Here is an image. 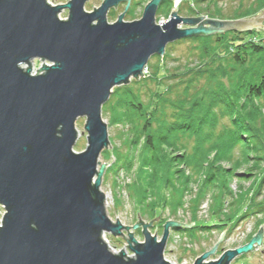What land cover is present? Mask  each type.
Instances as JSON below:
<instances>
[{
  "label": "water",
  "instance_id": "obj_1",
  "mask_svg": "<svg viewBox=\"0 0 264 264\" xmlns=\"http://www.w3.org/2000/svg\"><path fill=\"white\" fill-rule=\"evenodd\" d=\"M86 1L0 0V264H171L163 256L169 230L193 222L167 220L158 241L149 232L151 222L138 214L133 226L106 214L100 182L112 157L99 161L109 144L102 106L114 87L143 76L149 59L163 56L167 44L228 30H264L263 11L233 21L172 12L159 24L162 0H148L139 19L125 21L123 12L110 23L109 10L123 2L127 10L131 0H103L91 11L84 9ZM179 1L172 0L173 9ZM62 9L68 10L63 19ZM35 59L42 64L33 71ZM80 117L87 144L76 152ZM130 227L141 229L142 241ZM225 230L192 264H230L263 247L264 222L247 243L209 259ZM104 233L122 235L132 255L112 252Z\"/></svg>",
  "mask_w": 264,
  "mask_h": 264
},
{
  "label": "trees",
  "instance_id": "obj_2",
  "mask_svg": "<svg viewBox=\"0 0 264 264\" xmlns=\"http://www.w3.org/2000/svg\"><path fill=\"white\" fill-rule=\"evenodd\" d=\"M145 1L134 2L128 17L133 18ZM218 1L185 3L191 15L219 20L252 18L264 11V0H247L245 5L240 0L226 16ZM167 2L165 9L156 12L157 19L168 15L172 3ZM257 36L254 29L228 30L175 41L191 44L192 60L167 72L161 64V70L153 66L148 76L112 89L101 110L110 115L109 124L127 123L132 132L128 138L130 150H113L115 160L107 171H128L137 165L128 192L140 218L158 219L157 211L165 208L174 213L190 184L197 187L189 209L194 225L171 228L173 231L193 236L198 230H222L233 220L235 224L243 220L246 214L240 213V207L246 202L245 211L260 213L264 218V199L256 200L264 184V40ZM154 57L167 60L170 52L165 50L163 56ZM237 179L254 184L259 180L257 190L250 197L242 192L234 196L229 186ZM212 190L217 192L211 209L217 223L198 225L200 198ZM225 195L235 197L229 202L233 211L227 214L220 208ZM118 202L116 199V208ZM166 221L160 218L158 222ZM263 221L259 220L258 226ZM250 237H245V243Z\"/></svg>",
  "mask_w": 264,
  "mask_h": 264
},
{
  "label": "rangeland",
  "instance_id": "obj_3",
  "mask_svg": "<svg viewBox=\"0 0 264 264\" xmlns=\"http://www.w3.org/2000/svg\"><path fill=\"white\" fill-rule=\"evenodd\" d=\"M53 5L57 4H65L68 2V0H47ZM103 0H88L85 2L84 9L86 11H91L93 8H97L98 5L101 4ZM240 0H219L218 1V6L221 8L223 13L227 16L230 15L231 12L233 11V8L238 7ZM247 0H244L243 3L244 5L247 3ZM126 3H120L117 4V7L111 8L110 11L108 12L107 20L108 22H113L116 20L117 16L123 12L124 5ZM248 4V3H247ZM170 11H168V15L161 16L159 19H157V14L155 15V22L158 23L162 19L165 22L167 18L170 16L172 12H177V7L173 9V5H171ZM143 4L139 5L137 9L134 11L133 18H129L128 15L124 16L125 21H132L139 19L141 17V13L143 10ZM264 12V11H263ZM262 13V12H261ZM260 13V14H261ZM68 14L67 9H62V11L59 13V18H65ZM259 15V14H258ZM203 16L204 18H207L205 15H200ZM250 18V17H247ZM241 19V18H240ZM223 20H228V21H233L232 19H223ZM236 20V19H234ZM162 24V23H161ZM261 25H264V19L261 20ZM184 25H181V28H184ZM258 32V36L256 38H260L261 41L264 40V30L260 29L259 27L254 28ZM253 38V41H257L258 39ZM172 44V43H170ZM167 44L165 50L170 52V57L167 60H162V58L157 59L156 57L152 56L149 61H148V66L146 70L144 71V75L140 76V78L148 76L151 71L152 67L156 66L155 70H161V66L158 65H163L162 69L166 72L167 71H172L175 67H177L180 63L183 64L185 61H190L193 59L191 56V44L189 42H179V43H173L172 45ZM161 57V56H160ZM41 62L35 59L32 61V70L36 71V69H39L41 66ZM154 69V68H153ZM160 74L156 75L158 78H160ZM139 79V78H138ZM137 79V80H138ZM159 81V80H157ZM143 88V86H142ZM158 90H161L160 87H157ZM262 115H264V107L262 108ZM102 114V119L106 124H107V130H108V141L109 144L107 148H105L103 151L108 152V153H101L99 157V161L103 164H106L107 162L110 161V158L112 157V161L106 166L105 171H103V176H102V182L100 185V189L102 192L107 196L108 201L113 202V206H106V214L109 215L111 219L114 221H117L116 218H118V221L126 226H133L136 224L135 222L138 221L137 218V212L134 207L133 201L131 196L129 195V185L132 183L133 178L135 176V171L137 168V165H134L130 170L126 169H118L113 173V171H107L108 167L114 162L115 157L113 154V150H119L121 152L124 151H129L130 147L128 145L130 134L132 130L129 127V124L127 123H116V124H109V118L110 115L108 113L101 111ZM85 118L80 117L76 120V129L78 132V139L73 147L74 151L76 152H81L85 149L86 144H87V139H86V132H84V121ZM84 132V134H82ZM138 148L140 149V143L138 144ZM137 148V149H138ZM133 149V148H132ZM104 154V155H103ZM123 173L119 175L120 173ZM258 179V178H257ZM259 180L254 184L251 183V181H239L233 180L232 183L230 184V189L232 192L235 193V195H240V193H247L248 197L257 190V183ZM197 193V187L190 186L187 188L186 192L184 193V196L180 199L181 205H179L175 212L173 213L170 211L171 209L165 208L162 211H157L158 214L160 213L159 220L160 218H164L167 220H174L183 224H190L193 222L191 219V212L189 209L192 206V200L195 198ZM217 195L216 190H212L208 193H206L202 198H200L199 204L197 206L196 210V223L198 225H204V226H211L213 224L217 223L216 218L217 215L212 214V204H213V197ZM234 195V196H235ZM234 196L230 195H225L224 198H222V204L220 206L221 208V213L227 214L230 213V211H233V207L229 208V202L232 201V198L235 199ZM116 199L119 201V207H115V202ZM249 199V198H248ZM264 199V184H262V189H261V194L258 195V198L256 199L257 201H263ZM247 202L244 203L243 206L240 207V213L246 214L243 216V220L239 221L237 224H235L234 220L233 222L231 221L229 223V227L223 228L222 230L216 229V228H210V229H204V230H198L197 232L194 233L193 236L188 235L186 231H173L170 229L169 231L172 232L170 235L171 240L169 241V245L165 248L166 250L163 252L164 259L167 260L168 262H175L176 264H183L184 261L193 263L192 261L195 260L198 256L202 255L205 252H208L218 241L221 233L225 230V233L223 234V237L221 240L217 243V247L215 249L214 254L210 255L209 259H216L224 249H232L236 248L238 246H242L245 244V237L248 235H254L258 231V229L262 226H258V221L259 220H264L263 216L258 213L254 214L251 211H244V208L246 207ZM231 206V205H230ZM228 211V212H227ZM245 212V213H243ZM248 212V213H246ZM140 218V217H139ZM141 221L144 223H149L151 222V227H149V232L151 234H155L158 238L161 236V231L162 228L159 225H163L164 223H159L156 220L151 221L150 219L147 218H140ZM156 221V222H155ZM264 222V221H263ZM234 224V225H233ZM263 224V223H262ZM194 225L191 224L189 227H192ZM185 225H183V228H189ZM139 230V232L137 231ZM141 229H136L133 230L132 227H130V230L128 232H132L135 239L137 241H142V234L140 233ZM156 230V231H155ZM127 231H123L122 235L128 239V234H126ZM174 233V234H173ZM178 234L179 235V241L176 243V246L172 241L174 239H177L176 237L174 238V235ZM244 234L245 236L242 237L241 235ZM264 234V232H263ZM112 236L109 233L104 234V241L106 242V245H108L109 248L113 249L117 254L123 250V252L127 256H131L132 252L128 245L127 240L123 236ZM176 235V236H178ZM171 244V245H170ZM263 247L260 248L262 245H258V247H255L254 250L241 254L237 256L236 258H233V260L230 262V264H264V242L262 241ZM256 245V244H255Z\"/></svg>",
  "mask_w": 264,
  "mask_h": 264
},
{
  "label": "flooded vegetation",
  "instance_id": "obj_4",
  "mask_svg": "<svg viewBox=\"0 0 264 264\" xmlns=\"http://www.w3.org/2000/svg\"><path fill=\"white\" fill-rule=\"evenodd\" d=\"M137 0H131L127 8V10H125V6L126 4L124 5V8H123V12H124V16L127 15L128 11L131 9V7L133 6V3L136 2ZM148 1V0H147ZM147 1H145L144 3H140V5L143 4V6L145 5V3H147ZM170 2L172 3V5L174 6L172 0H170ZM120 4V3H119ZM169 4V2H167V0H162L161 2H159V5H158V9L159 8H163L165 9L167 7V5ZM191 6V5H190ZM117 7V6H116ZM177 7V14L179 16H182V17H199L200 15L197 14V15H191V13L188 12V6L187 4L185 3V0H180L179 1V4L176 6ZM157 9V11H158ZM110 11V10H109ZM122 12V13H123ZM262 241L264 242V234H263V237H262Z\"/></svg>",
  "mask_w": 264,
  "mask_h": 264
},
{
  "label": "built area",
  "instance_id": "obj_5",
  "mask_svg": "<svg viewBox=\"0 0 264 264\" xmlns=\"http://www.w3.org/2000/svg\"><path fill=\"white\" fill-rule=\"evenodd\" d=\"M50 3V2H49ZM51 4V3H50ZM163 19L160 21V22H158L159 24H161V23H163ZM121 174H123L122 172L119 174V175H121ZM192 186H195V185H192ZM233 194L235 195V193L233 192ZM106 206H113V202H110V200L108 201V198H107V196L105 195V208H107ZM245 209L246 208H244V211H245ZM4 213H5V208H4V206L1 204L0 205V227L2 226V221L1 220H3L2 219V217H3V215H4ZM117 219V218H116ZM113 220V219H112ZM172 234V232H170L169 233V241L171 240V238L172 237H170V235ZM174 234V233H173ZM176 235H178V234H176ZM176 235H174V238L176 237L177 239H174V241H172L173 243H171V244H174L175 246H176V243L179 241L178 239H179V235L178 236H176ZM245 235L244 234H242L241 235V239H242V237H244ZM170 243V242H169ZM170 244V245H171ZM171 264H176L175 262H170ZM183 264H192V263H190V262H186V261H184V263Z\"/></svg>",
  "mask_w": 264,
  "mask_h": 264
},
{
  "label": "bare ground",
  "instance_id": "obj_6",
  "mask_svg": "<svg viewBox=\"0 0 264 264\" xmlns=\"http://www.w3.org/2000/svg\"><path fill=\"white\" fill-rule=\"evenodd\" d=\"M53 5V4H52ZM114 221V220H113ZM105 234V233H104ZM104 234H102L103 235V238H104ZM169 245V238H168V240H167V243H166V246H165V248L167 247ZM110 250L112 251V252H114V253H116L113 249H111L110 248ZM166 250V249H165ZM164 250V251H165Z\"/></svg>",
  "mask_w": 264,
  "mask_h": 264
}]
</instances>
